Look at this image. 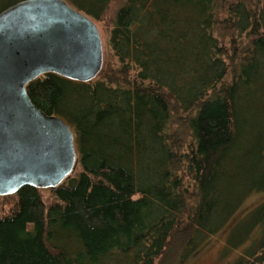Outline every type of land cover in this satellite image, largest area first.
<instances>
[{"label":"trees","instance_id":"trees-1","mask_svg":"<svg viewBox=\"0 0 264 264\" xmlns=\"http://www.w3.org/2000/svg\"><path fill=\"white\" fill-rule=\"evenodd\" d=\"M66 1L109 18V50L91 80L27 83L78 161L0 195V264H177L233 221L229 264H264V200L236 217L264 193V0Z\"/></svg>","mask_w":264,"mask_h":264},{"label":"water","instance_id":"water-1","mask_svg":"<svg viewBox=\"0 0 264 264\" xmlns=\"http://www.w3.org/2000/svg\"><path fill=\"white\" fill-rule=\"evenodd\" d=\"M102 64L97 23L66 0H23L0 11V195L58 186L78 161L74 131L32 101L27 83L50 71L91 80Z\"/></svg>","mask_w":264,"mask_h":264},{"label":"rangeland","instance_id":"rangeland-1","mask_svg":"<svg viewBox=\"0 0 264 264\" xmlns=\"http://www.w3.org/2000/svg\"><path fill=\"white\" fill-rule=\"evenodd\" d=\"M120 2H121L120 0H113L110 6L111 11L109 12L112 13V9L117 7ZM109 12L107 13V16L111 15ZM95 22L98 25L102 37L103 57H104L107 55L106 53L109 50L108 36L110 30V20L105 16L103 20L95 21ZM227 40L228 39L226 38V41ZM243 51L244 50L242 49V52ZM74 140H75V146L77 147L76 135L74 136ZM261 200H264V193L251 195L250 197H248V200L244 203L245 204L244 207L246 206L245 210L257 204ZM245 213H247V210L244 212L242 211L236 217L239 218ZM234 222L235 221L231 222L226 229L221 231V233L213 236L210 239V242L203 248V250L197 256L186 259L184 262L182 263L179 262L177 264H229L230 262H232L241 251V250L232 251L226 249V235H228Z\"/></svg>","mask_w":264,"mask_h":264}]
</instances>
